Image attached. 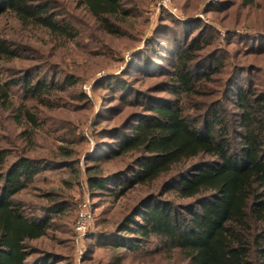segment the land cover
Here are the masks:
<instances>
[{"label": "trees", "instance_id": "trees-1", "mask_svg": "<svg viewBox=\"0 0 264 264\" xmlns=\"http://www.w3.org/2000/svg\"><path fill=\"white\" fill-rule=\"evenodd\" d=\"M132 3L78 0L102 37L94 33L96 26L64 17L50 2L0 0V17L8 14L64 41L86 37L89 52L100 55L80 74L8 68L0 77V264H73L69 249L32 243L50 231L58 243L71 245L73 202L49 192L53 197L40 212L27 215L16 196L42 170L80 171L77 152L86 138L55 109L66 105L54 98L68 97L84 113L91 108L79 88L83 77L116 64L114 38L128 37L136 48L141 37L144 25L126 22ZM167 14L162 12L153 37L132 52L123 73L102 76L92 85L103 90L108 105L91 121L94 149L85 159V181L94 205L120 200L124 213L119 221H108V208L101 209L96 230L86 232L81 264H117L146 244L150 259L143 264H162L163 258L166 264H264V75L256 74L264 67L226 65L215 54L216 27L190 12L188 20L176 22L180 36L165 30L166 22L175 20ZM253 26L263 31L262 23ZM16 54L0 38V60L11 62ZM234 82L240 87L229 97ZM191 99L194 112L184 108ZM44 125L61 132L58 137L69 145L61 153L29 155L36 129ZM106 245L119 256L92 262L93 251Z\"/></svg>", "mask_w": 264, "mask_h": 264}, {"label": "rangeland", "instance_id": "rangeland-1", "mask_svg": "<svg viewBox=\"0 0 264 264\" xmlns=\"http://www.w3.org/2000/svg\"><path fill=\"white\" fill-rule=\"evenodd\" d=\"M44 1L50 2L57 9L58 13L66 14L64 17L68 19L72 17L78 21H84L88 25H92V27L96 26L94 33L102 37L104 36L103 32L98 30L97 24L90 21L91 18L85 8L79 6L78 0ZM128 1L133 2L131 4L132 14L126 18V22L128 24L135 22L136 28L143 24L144 26H141V37L137 38L138 44L136 48L128 44V37L114 38V42L119 45V50L113 53L116 64L102 67L95 70L89 76L83 77L79 88L85 91L86 95L90 98L91 108L84 113L79 108L80 104L78 102L65 96H59L60 94L54 98L58 101L59 105L63 103L66 105V108L56 107L55 109L62 114L68 115L73 121V126L77 128L75 130L76 134L83 135L86 138V142L78 147L77 152L80 171L76 173L69 167L42 170L16 196L24 204L27 215L31 213L38 214L40 212L41 206L47 204L51 200L50 198L53 197L51 194H48L49 192H61L63 199L66 198L73 202L74 206L71 211L75 217L72 220L74 238L71 245L58 243L50 231L47 237L32 241L33 244L45 249H49L48 246L50 244L53 245L52 248H61L59 250L69 249L73 264H81V261L84 259L87 250L86 232L89 227L88 233L96 230L95 221L100 215L101 209L108 208L107 213L110 218L108 221H119L124 213L122 208L119 207L120 200L113 201V199L108 198L94 205L96 200L92 198V194L85 181V159L93 154L94 149L91 121L97 116L100 109L108 105L103 102V98L100 96L103 90H94L92 88L93 83L102 76L119 75L126 70L131 60L132 52L137 48L143 47L144 41L153 37L159 28L160 18L164 19L161 16L165 10L169 13L167 15L171 14L170 16L175 19L174 21L166 22L168 24L164 27L165 30L174 31L182 36V32L178 30L179 28L175 27L176 22L188 20L187 14L191 12V15L199 17L203 22L216 27L219 42L217 43V47H215V54L226 65L229 63L235 65L238 69L241 67L253 69L264 67V0H253L252 2H250L251 0H173L170 1L169 7L163 6L161 0ZM205 9L211 10L204 13ZM215 10H218V12L216 13ZM57 16L62 18L59 14ZM233 17L236 20L233 19L231 25L230 19ZM216 18H219L220 21ZM243 22H245L244 25ZM255 23H262V32H258L255 26H253ZM172 25L173 27H171ZM0 38L9 41L11 48L17 53L15 59L11 62L0 60V77H4L8 68L16 69L13 71H21V69L27 68L29 72L37 70L40 73H47L53 67L63 73L75 72L80 74L81 67L89 64L93 59L100 58L99 54L89 52L88 47L90 42L86 37H81L78 40H60L49 35L44 28L22 26L8 14L0 17ZM256 74L264 75V71ZM237 83L239 82H234L231 87L230 93L227 94L229 97H232V90L235 86L240 87L237 86ZM133 84H136V80L133 81ZM140 86L139 83L136 84V87ZM195 103L192 99L187 101L184 106L185 110L188 112L196 111ZM67 107H73V113L69 114ZM227 109V112L230 113L232 106L228 105ZM60 133L55 130L54 132L48 130L45 125L43 128H37L36 143L28 154L41 157L51 151L61 153V147L68 146L69 143L62 141L58 137ZM84 203L87 205L85 211L88 213L90 224L84 235L78 237L75 232V222ZM112 226L110 225L108 228ZM55 235H60V233L55 232ZM148 247L149 245L146 244L141 251H130L117 264H143L144 260L150 259L144 255V251ZM117 256H119L118 251L106 245L97 247L93 251L91 261L100 260L109 263ZM167 261L163 258L162 264H166Z\"/></svg>", "mask_w": 264, "mask_h": 264}, {"label": "built area", "instance_id": "built-area-1", "mask_svg": "<svg viewBox=\"0 0 264 264\" xmlns=\"http://www.w3.org/2000/svg\"><path fill=\"white\" fill-rule=\"evenodd\" d=\"M171 0H161V4L165 7H169ZM87 205L84 203L82 205V210L77 215V219L75 222V232L78 235V237H81L84 235L85 231L89 227L90 221L87 211H85Z\"/></svg>", "mask_w": 264, "mask_h": 264}]
</instances>
